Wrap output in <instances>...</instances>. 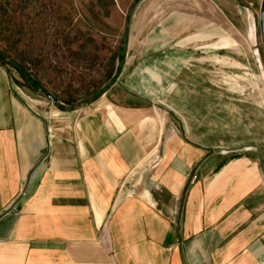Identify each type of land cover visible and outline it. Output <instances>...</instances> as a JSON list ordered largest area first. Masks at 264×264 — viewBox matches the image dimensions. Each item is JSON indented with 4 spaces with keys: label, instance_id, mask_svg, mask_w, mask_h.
<instances>
[{
    "label": "crops",
    "instance_id": "0c3cea01",
    "mask_svg": "<svg viewBox=\"0 0 264 264\" xmlns=\"http://www.w3.org/2000/svg\"><path fill=\"white\" fill-rule=\"evenodd\" d=\"M206 6L227 8L133 3L119 80L79 110L38 107L0 62V264H264V145L181 91Z\"/></svg>",
    "mask_w": 264,
    "mask_h": 264
},
{
    "label": "rangeland",
    "instance_id": "374dc122",
    "mask_svg": "<svg viewBox=\"0 0 264 264\" xmlns=\"http://www.w3.org/2000/svg\"><path fill=\"white\" fill-rule=\"evenodd\" d=\"M136 1L0 0V62L9 67L15 86L41 103L38 107L54 110L46 98L52 94L62 111L85 108L120 78L128 58L127 15ZM216 1L227 8L213 12L206 6L205 15H213L218 28L212 32L206 24L202 37H191L193 47H205L206 54L180 78V90L220 97L214 105L220 124L236 128L239 143L249 138L264 145L262 0Z\"/></svg>",
    "mask_w": 264,
    "mask_h": 264
},
{
    "label": "water",
    "instance_id": "95a60500",
    "mask_svg": "<svg viewBox=\"0 0 264 264\" xmlns=\"http://www.w3.org/2000/svg\"><path fill=\"white\" fill-rule=\"evenodd\" d=\"M259 29H260V35H261V42L264 48V0H262V4L260 7ZM46 98L48 101L52 103V105L55 108L60 109L61 107H63V104L60 102V100L55 98L52 94H47Z\"/></svg>",
    "mask_w": 264,
    "mask_h": 264
},
{
    "label": "built area",
    "instance_id": "2783aa9c",
    "mask_svg": "<svg viewBox=\"0 0 264 264\" xmlns=\"http://www.w3.org/2000/svg\"><path fill=\"white\" fill-rule=\"evenodd\" d=\"M2 219V216L0 215V221ZM102 244L109 250L111 248V244L109 242V237H108V232L105 229H102V239H101Z\"/></svg>",
    "mask_w": 264,
    "mask_h": 264
},
{
    "label": "trees",
    "instance_id": "16d2710c",
    "mask_svg": "<svg viewBox=\"0 0 264 264\" xmlns=\"http://www.w3.org/2000/svg\"><path fill=\"white\" fill-rule=\"evenodd\" d=\"M129 26H130V18L128 17L126 20V25H125V30H124V38L126 41L128 39ZM60 109L62 110V109H64V107H61Z\"/></svg>",
    "mask_w": 264,
    "mask_h": 264
}]
</instances>
